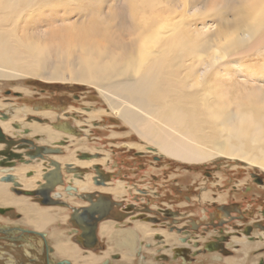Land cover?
Wrapping results in <instances>:
<instances>
[{
	"label": "bare ground",
	"instance_id": "obj_1",
	"mask_svg": "<svg viewBox=\"0 0 264 264\" xmlns=\"http://www.w3.org/2000/svg\"><path fill=\"white\" fill-rule=\"evenodd\" d=\"M84 3L90 6L85 9ZM66 6H71L72 12L78 9L82 13L66 24L61 21L59 26L55 25L53 15L39 17ZM30 19L31 25L27 22ZM42 23L45 28L40 26ZM39 26L43 30H38ZM262 42L264 0H0V63L9 67L0 66V79L19 75L92 88L108 112L134 133L142 146H150L160 158L180 163L230 159L264 172V85L257 91L253 89L255 92L240 94L236 89L238 83L224 69L228 57L239 56ZM234 64L236 72H233L241 74L240 63ZM18 106L0 104V109L9 114L6 122H0L4 134L20 137L26 129L29 131L26 136H39V145L66 153L17 164L9 171L13 183L28 190L39 178L43 179V174L56 170L63 173L65 180L62 185H52L56 192L62 193L60 188L66 185L78 194L111 193L116 201L126 196L127 186L114 179L94 186L93 171L72 178L75 170L83 172L94 165L100 166L97 170L100 175L107 174L109 168L104 164L112 158L110 154L82 161L76 155L93 153V149L101 151L98 146L101 142L96 147L86 137L65 135L49 124L26 123L29 111ZM30 114L48 121L55 118L51 112ZM102 114L90 110L87 122L99 120ZM12 123L17 125V132L13 131ZM64 139L74 145L72 150L62 147ZM7 163L13 165L11 160ZM5 175L8 174L0 173V177ZM10 186L8 182H0V198L7 196ZM202 196L211 197L208 193ZM142 221H133L137 227L128 231L125 248L118 245L123 253L135 251L138 241L134 238L140 235L158 234L163 238V234L169 242L179 237L163 233L158 226L153 230ZM120 228V224L116 225L117 230Z\"/></svg>",
	"mask_w": 264,
	"mask_h": 264
},
{
	"label": "flooded vegetation",
	"instance_id": "obj_2",
	"mask_svg": "<svg viewBox=\"0 0 264 264\" xmlns=\"http://www.w3.org/2000/svg\"><path fill=\"white\" fill-rule=\"evenodd\" d=\"M45 93L48 94L49 105L45 103L46 105L44 104L42 107L37 106L36 110L55 114L54 120L48 121L27 114L26 123L34 121L40 124H49L51 128L65 135L77 138L86 137L85 140L95 146L101 142L98 146L113 154L112 158H108L104 164L109 168L105 171L107 174L100 175L97 171L100 167L98 165L91 166L92 168L89 166L83 172L80 169L79 171L75 170L74 173L80 175L93 171L92 184L94 186L100 182L105 183V176H107V182L112 179L123 181L129 191L121 201H116L110 195L97 191L78 194L74 192L72 186L66 185L60 188L62 193L56 192L52 185L65 183L61 172H57L59 175L61 174L59 177L56 172L43 174L42 177L45 181L39 178L40 181L37 180L36 184L28 190L20 188L19 185L14 187L16 183H13L14 179L9 171L14 170L17 164L31 163L32 160L40 157L52 158L66 153L60 149H52L49 145H39L37 143L39 136H33V138L26 136L29 135V131L26 129L22 135L24 137H18V134L6 135L0 128V170H2L0 173L8 174L1 176L0 182L10 179L12 182L8 183L11 184L9 188L12 194L19 197H23L24 194L42 208L58 207L68 210L69 237L80 255L81 253H90L99 256L106 251L108 245L97 238L98 227L103 221L112 220L129 228L133 221L143 220V223H151L155 229L158 226L165 233L167 231L169 235L173 233L177 237L179 236L178 239L176 238L177 243L169 242L158 234L155 235V238L145 236L137 242L132 260L126 261L122 258L121 253L116 252L98 264H264V199L256 196L252 199L239 198L238 196L244 194L241 190L248 188L264 191V178L258 174L249 173L247 180L240 182L239 178L231 176L233 173L228 174L225 170L212 173L206 171L205 177L200 181L199 191L196 194H191L190 191L188 193L190 196L187 194L181 201L175 199L176 205H174L168 201L169 195L186 184L180 182L178 177L170 180L167 176L163 177L166 172L163 170V159L160 157H149L150 154L147 151L140 152L138 150L132 153L133 150L126 145L125 147L128 148L126 153L117 151L116 143L122 141L109 138V135L106 141H101L99 136L105 139L108 132L113 133L110 126L115 125L123 128L114 116L112 119L115 120V123L113 124L109 123L111 119H107L109 120L107 121L104 116L100 120L87 122L89 118L86 114L93 109L97 111L96 108H99L101 104L98 106L84 105L87 102L83 101L86 98L82 96L83 92L78 95L70 90L53 93L46 91ZM8 94L10 95L7 93L6 97L9 96ZM93 96L95 98V95ZM59 97L66 99L67 103L64 107L53 103ZM12 98L20 100L24 97L19 93H12ZM1 102H4V99ZM13 103L11 99H6L4 104L11 105ZM102 107L106 106L102 105ZM106 109L102 108V110ZM7 112V110L0 109V122H6L9 119ZM11 127L15 132L19 130L15 123H12ZM63 141H61L62 147H68L70 150L73 148L74 145L68 143L67 139ZM137 141L139 140L137 139ZM97 149L101 150V148ZM51 150L55 152L53 153ZM92 152L86 151L80 154L77 152L76 155L81 161L92 160V158L99 159L103 155L102 151L93 150ZM4 155L10 157L11 163H13L9 168L1 166ZM151 157L148 165L142 164L146 161L145 159ZM170 167H172L171 163ZM178 174L177 170L175 173L172 169L171 177L178 176ZM206 185L213 186L207 189ZM150 191L154 192L150 195ZM202 192L211 196L210 199H204L202 196L201 201H207L206 203L200 201ZM63 193L66 196L62 195ZM235 197L237 198L235 199ZM75 200L83 201L85 205L73 206L71 201ZM242 204H245L244 207ZM0 217H13L12 219L16 220L19 215L14 212V208L11 206L0 207ZM248 247L249 250H247ZM55 251L52 243L42 232L33 230L22 232L21 230L17 233L16 229L13 230L11 227L7 230H0V264H75L71 259L57 256Z\"/></svg>",
	"mask_w": 264,
	"mask_h": 264
},
{
	"label": "rangeland",
	"instance_id": "obj_3",
	"mask_svg": "<svg viewBox=\"0 0 264 264\" xmlns=\"http://www.w3.org/2000/svg\"><path fill=\"white\" fill-rule=\"evenodd\" d=\"M85 9L87 8L88 5L87 3L82 5ZM73 8L71 6H66V8L64 9H60V8H54L52 10H50L48 13H42L41 15H39V17L46 18L48 15H53L55 16V25L59 26L61 25V21H63L65 24L76 19L78 16V14H81V10L79 11L78 9L75 11H71ZM65 10V11H64ZM68 12V13H66ZM88 13V12H87ZM75 15V16H74ZM95 18V16L93 15L91 17V20L93 22V19ZM31 21V19H30ZM29 20L27 21L30 25L32 23V21L30 22ZM214 23V22H212ZM214 27L216 24H212ZM41 27H44V23L40 24ZM40 26L38 27V30H43L40 28ZM212 26V27H213ZM62 33H65V31H62ZM66 36V35H65ZM239 62L240 66L242 67V73L241 74H236L234 72L235 71V62ZM264 42H262V44H254V46H251L250 48L246 49V51H243L239 56H235V57H228L226 59V61L224 62V69H228L230 74L233 76L234 83H238V85L236 86V89H239V93L240 94H244V92L246 91H250V92H255L257 91L260 86L264 85ZM5 66L7 67L5 64L0 63V66ZM9 68V67H7ZM234 71V72H233ZM212 75V74H210ZM262 84V85H261ZM236 85V84H235ZM52 87H55L57 89H54ZM63 88V89H61ZM67 91L70 90V92L74 93V94H81L82 96H85L86 98L83 100L87 103H85L84 105H97L101 104L105 105L97 96L96 92L92 89L89 88L87 86L81 85V84H77V83H62V82H48V81H42L40 79H36V78H32V77H25V76H15L14 78H6V79H0V104L5 106V100L6 99H11L12 102H15L17 104H21L18 107H23L25 106L27 109V111H29L27 114L29 113H34V112H38L37 110V106L42 107L45 103L48 104L49 101L47 100V96L48 94L45 93L46 91H51L53 92H57V91ZM235 89V90H236ZM255 91H254V90ZM10 93L9 96L6 97V94ZM12 93L16 94L19 93L21 96H23L24 98L18 100H14L12 98ZM95 95L94 96L92 95ZM6 98V99H5ZM62 97H59V99H56L53 101V103H55L56 105L60 106V107H64L66 102V99H61ZM4 99V102H1V100ZM99 100V102H98ZM68 101H70L68 99ZM90 104H89V103ZM13 103V105L15 104ZM84 103V102H83ZM92 103V104H91ZM45 104V105H46ZM53 104V105H55ZM49 105V104H48ZM7 106V105H6ZM34 106V107H32ZM101 106L99 108H96L97 111H101L103 112V114L101 115L104 116L107 119H111L110 120V124L115 123V120H113V116L108 112V108L106 107H102L106 110H102ZM100 117V118H101ZM24 119V118H23ZM100 120V119H99ZM109 121V120H107ZM23 122H25L23 120ZM121 125V124H120ZM123 128H121L120 126H110L113 130V133H107V135L105 136V139H102V137L99 136V138H101V141H106V138H113V139H120L119 143H116L118 145V147H116L118 150L117 151H122L124 153H126V151L128 150V148H131L132 153L140 150L141 151H147L150 156H157L155 154L152 153L151 149L148 148L150 146H142L140 141H137V137L134 133H131L126 127H124L123 125H121ZM114 127V128H113ZM126 128V129H125ZM137 138V139H136ZM84 139V137H83ZM139 140V139H138ZM124 142V143H123ZM133 143V144H132ZM136 143L140 144L139 147H133V146H129V145H137ZM125 145L128 147H125ZM133 147V148H132ZM145 147V148H144ZM138 148V149H137ZM72 150V149H71ZM94 150V149H93ZM100 150V149H97ZM102 154H110L111 156H113V154L106 149H102ZM130 152V153H131ZM159 157V156H158ZM103 158V157H101ZM99 158V159H101ZM152 159V157L150 159H145L146 161H144L142 164L148 165V161H150ZM162 161V165H163V170L164 172H166V174L163 175V177L165 178L167 176L168 180H170L171 178H176L178 177L180 179V182H184V184H186L185 186H182V188H178V191L176 192H171L172 194H170V192L168 191V195L170 196V198L168 199L169 202H171L172 204L176 205L175 203V199L176 201H181L183 197L187 196V194L190 192L191 194H196L197 191H199L200 189V181L203 180V177H205L204 173L206 171L209 172H216V171H226L228 174L229 173H233L231 174L232 177L235 178H239L240 182L247 180V174H258L259 176H261L262 178H264V172L259 170L256 167H249L247 166L244 162H240V161H234V160H230V159H220V161H217L216 163H212V162H205L202 164H188V163H180L177 161H172V160H167L164 158ZM170 163L171 166L170 167ZM175 168V169H174ZM172 169L173 171L176 173V170L178 171V176L175 175V177H171V173H172ZM246 173V174H245ZM194 174V175H192ZM6 176V175H5ZM190 178V180H189ZM208 185V184H207ZM207 189L212 187L213 185L207 186ZM59 186V185H58ZM189 186V187H188ZM169 189V188H168ZM171 191V190H170ZM244 194L238 195L239 198H248V199H252L254 198V196H256L257 198L261 197V199H264V191L261 190H256L254 188L251 189H247V190H241ZM154 191H150V195L153 193ZM204 192H208V191H204ZM189 195V194H188ZM202 195L203 192L200 196V201L202 200ZM190 196V195H189ZM237 197H235L236 199ZM202 202V201H201ZM207 201H203L202 203H206ZM155 203V202H153ZM157 203V202H156ZM245 205V204H244ZM244 205L242 204V207H244ZM153 206V205H152ZM152 206H150L152 208ZM151 226V228L153 230H155L154 227H152L151 223H147ZM122 229V228H120ZM167 232V231H166ZM164 233V231H163ZM163 239L167 240L166 238H164V235L162 234ZM151 238L152 235H151ZM176 239L173 241L175 243Z\"/></svg>",
	"mask_w": 264,
	"mask_h": 264
},
{
	"label": "crops",
	"instance_id": "obj_4",
	"mask_svg": "<svg viewBox=\"0 0 264 264\" xmlns=\"http://www.w3.org/2000/svg\"><path fill=\"white\" fill-rule=\"evenodd\" d=\"M34 110H36V109H34ZM69 172H71V171L69 170ZM71 175H72L73 179H78L79 178V176H78V178H77V176H75L76 174H74V175L71 174ZM105 178L106 179L104 181H107V176H105ZM119 183H123V185H125V183L123 181H119ZM99 185H102V183L100 182V183L97 184V186H99ZM6 193L5 194L7 196H2L4 201H3L2 198H0V207H3V208L10 207V206L13 207L14 208V212L16 214H18L19 217L16 218V220H13L12 219L13 217H0V230H7L8 228L11 227V228H13V230L16 229L17 233L21 232V230H22V232L25 231V230H33V231L42 232V233L45 234V236L49 239V241L52 243V245L56 249L55 254L57 256L66 257L68 259H71L75 264H98L102 260H104V258L109 256L110 254L116 253V252L117 253H121L122 258L125 259L126 261H130V260L133 259V253H134L133 250L129 249L130 252L123 253L121 251L122 249L119 248L118 245L120 247H124V245L126 244V240L127 239L129 240V238H126L127 234H128V231L129 230H134V228L137 227V226H135V223L131 224V227H129V228H125L124 226H122L123 225L122 224L121 225L122 229L117 230L116 229V225H119L117 222L112 221V220H107V221H109L107 223L106 221H103L99 225V226H102V227H100V228L98 227L97 238H99L101 241L105 242L108 245V248L106 249V251L102 255H99V256L98 255H94V254H90V253H88V254H82L81 253V255H80L79 254L80 252L76 249V247L71 242L70 237H69V235H70V227H69V222H68V219H69L68 210H65L66 211L65 212V211H63V209L60 210V208H58V207L42 208V207L38 206L37 204H35L34 202H32V200L27 198V197L24 198V197H19L17 195L12 194L10 188H7V192ZM106 194L110 195L113 198V194L107 193V192H106ZM124 195H122V193L120 194V196H124ZM123 199H124V197L121 198V200H123ZM25 201H27V202H25ZM75 202H77V204ZM71 204L73 206L77 207L78 205L79 206L80 205L84 206L85 202H83V201H72ZM32 205H33V207H32ZM43 212H45V214H43ZM46 213H48V214L46 215ZM38 215H39V217H38ZM56 215H57V217H56ZM40 217H41V219H40ZM51 218H52V221H51ZM33 221H35V222H33ZM48 221H50V222H48ZM44 222H46L48 224L47 225H43V224H46ZM109 227H110V229H109ZM52 229H53V231H52ZM45 232H47V233H45ZM47 235L48 236L50 235V236L48 237ZM110 236H112V237H110ZM140 236H139V238L138 237L134 238L135 242H137V241L139 242V239L141 240V238L143 239L144 236L143 235H140ZM154 238H155V236H154ZM135 250H136V247H135Z\"/></svg>",
	"mask_w": 264,
	"mask_h": 264
},
{
	"label": "water",
	"instance_id": "obj_5",
	"mask_svg": "<svg viewBox=\"0 0 264 264\" xmlns=\"http://www.w3.org/2000/svg\"><path fill=\"white\" fill-rule=\"evenodd\" d=\"M10 160V157H7V156H5L4 155V159H3V164H1V166H6V167H10L11 166V164H8L7 162ZM55 172L57 173L58 171H56L55 170ZM48 173H52V172H47V173H45V174H48ZM44 180V179H43ZM45 181V180H44ZM6 182H12L10 179H8ZM14 187H18V185H14ZM26 195H29V194H27V193H25Z\"/></svg>",
	"mask_w": 264,
	"mask_h": 264
}]
</instances>
